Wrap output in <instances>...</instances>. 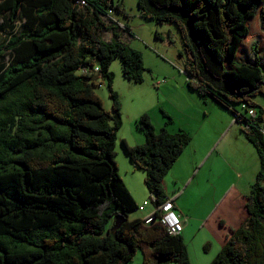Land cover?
<instances>
[{"label": "trees", "instance_id": "16d2710c", "mask_svg": "<svg viewBox=\"0 0 264 264\" xmlns=\"http://www.w3.org/2000/svg\"><path fill=\"white\" fill-rule=\"evenodd\" d=\"M74 1L0 0V19H22L0 45L8 58L0 71V264H125L137 249L141 264H190L180 234L144 220L167 202L163 178L191 137L170 132L171 119L156 130L139 116L144 141L122 145L145 172L153 211L130 218L138 205L115 160L122 120L109 67L119 57L123 76L140 82L142 57L120 38L126 25L102 17L108 8L125 14L121 1ZM137 8L175 25L187 87L232 112L261 159L248 216L209 264H264V108L254 99L264 95V0H137ZM84 65L98 71L83 73ZM100 78L109 110L94 90ZM243 104L254 113L239 111ZM116 215L124 221L113 228Z\"/></svg>", "mask_w": 264, "mask_h": 264}, {"label": "rangeland", "instance_id": "374dc122", "mask_svg": "<svg viewBox=\"0 0 264 264\" xmlns=\"http://www.w3.org/2000/svg\"><path fill=\"white\" fill-rule=\"evenodd\" d=\"M120 1L125 14L115 11L113 13V17L118 20L119 24L126 25V28L119 30L120 38L131 48L140 52L144 66L143 78L140 82L128 80L123 76L119 57L114 58L109 67L113 75L111 86L120 102L122 125L118 130L115 142V160L118 166V173L123 179L126 176L133 178L138 173H145L143 170L131 171L132 162L122 145L123 139L130 145L137 144L141 140L142 142L144 141L143 131L137 126V120L141 114L146 113L149 115L156 130L165 125L168 119L174 120L169 126L174 123L176 125L183 120L184 124H189L188 127L191 133L188 134L190 137L192 139L196 138L195 142H191L190 145H194L193 143H199L202 147L212 145L209 147L210 152L216 147L222 136V131L228 128L225 115H232L235 122L236 120L235 115L227 108L210 97H203L198 92L192 91L187 87L185 82L186 75L183 70L185 57L180 55V52L183 51L182 43L175 25L159 23L154 19L141 17L137 8V0H115V2ZM21 23L22 19L20 18H17L14 23H10L6 17L4 20L0 19V45L6 41L7 36L14 30V27L18 28ZM113 38L112 31L103 32L104 40L112 41ZM7 59V54L0 58V71L6 67ZM99 81L101 82L94 87V90L101 98L103 107L109 110L111 98L108 95L107 81L102 78ZM205 99L209 103L208 105L205 104ZM254 99L264 108V95L257 94ZM235 106L238 107V104H235ZM239 111L246 113L242 108ZM216 126H218L217 129H215ZM223 136L220 143L224 138ZM225 139L231 145H235L233 138L230 136ZM208 140H211V143L205 145ZM238 145L243 144L239 143ZM239 149L242 150L241 148ZM222 152L215 154L221 168L224 165L219 158ZM194 156L195 153L192 152L191 158L193 159ZM202 161L203 157L198 163ZM199 169L192 164L191 169L181 171L183 176H185L184 178H186L185 181L179 184L176 183L181 187L179 199L182 206L190 208L192 214L199 212V207H194L193 204L197 200L199 187H202L205 176H208V170L205 171L204 166L202 168L204 172H201V178L198 182L193 176L196 170L198 171ZM137 179L140 180V177L137 176ZM137 179L133 181L138 182ZM174 193H176L175 196L178 198V190L174 191ZM175 196L169 197L170 200H174ZM145 206L153 208V204L147 197ZM138 213H140L138 210L131 211L129 217L134 218ZM203 241L201 233L196 236L189 233L186 239L185 245L192 264H197L200 257L211 258L215 252L214 250L207 252L203 248ZM141 260V251L137 249L133 258L125 264H141ZM170 264L175 263L172 262Z\"/></svg>", "mask_w": 264, "mask_h": 264}, {"label": "crops", "instance_id": "0c3cea01", "mask_svg": "<svg viewBox=\"0 0 264 264\" xmlns=\"http://www.w3.org/2000/svg\"><path fill=\"white\" fill-rule=\"evenodd\" d=\"M205 104H209L206 99ZM225 117L228 128L222 131L224 138L221 143L222 136L216 147L210 152L209 147L212 145L209 144L211 140L206 141L205 145L209 146L202 147L199 143L190 145L196 139L195 137L193 139L191 138L192 140H190L189 144L178 156L162 181L164 193L167 198H171L172 195L175 196L176 193L174 191L178 190L179 192L178 198L175 196V199H171V201L174 211L183 220V229L180 233L183 242L186 243L189 233H192L193 236L201 233V237L204 239L203 248L207 252L211 250L215 251L211 258L200 257L197 264H209L226 242L227 237L231 235L232 231L244 223L248 216L245 206L247 196L250 194L252 186L256 181L261 164L257 147L246 138L240 129L239 123L234 121L232 115H225ZM173 122L174 120H171L166 125V128L170 132L184 130L191 133L188 127L189 124H184L183 120L176 125L174 123L169 126ZM217 128L218 126L215 127V129ZM228 136L233 138L235 145H231L229 141H226L225 138ZM141 142L142 140L138 141L137 144ZM239 143L243 145H238ZM192 152L195 153L193 159L191 158ZM220 152L222 153L219 158L224 164L222 168L218 158L215 156V154H219ZM202 157L203 161L198 163ZM192 164L200 168L198 171L196 170L193 176L198 182L201 178V172H204L202 168L205 166V171L208 170V176H205L202 187H199L197 200L193 204L194 207H199L197 214H192L190 208L188 209L182 206L179 199L181 187L176 184L185 181L186 178H184L185 176H183L181 171L191 169ZM136 170L141 169L131 167V171L136 172ZM137 176L140 177V180L137 179ZM137 176L133 178L126 176L123 178V181L138 205L135 211H140L134 218H143L151 214L153 208H147V205L145 206V199L146 197L148 198V192L144 184V173H138ZM134 179H137L138 182L133 181ZM189 261L192 264L190 257Z\"/></svg>", "mask_w": 264, "mask_h": 264}, {"label": "built area", "instance_id": "2783aa9c", "mask_svg": "<svg viewBox=\"0 0 264 264\" xmlns=\"http://www.w3.org/2000/svg\"><path fill=\"white\" fill-rule=\"evenodd\" d=\"M86 0H75L74 4L78 8H83L84 5H86ZM113 9L108 8L106 12L103 14V19L107 23H111L112 21L117 22V20L113 17ZM81 71L83 73H96L98 71L97 66L93 67H88L86 65L81 67ZM242 109L245 111L247 114H253V109L252 108H247L245 104L242 105ZM239 116H238V121H239ZM155 221H158L163 228L165 229L166 233L168 235L176 236L181 233L183 229V220L180 218V216L174 211L172 201L168 198L167 202L162 204L160 206V213L157 217L154 216H147L145 217L144 223L145 224H151Z\"/></svg>", "mask_w": 264, "mask_h": 264}, {"label": "water", "instance_id": "95a60500", "mask_svg": "<svg viewBox=\"0 0 264 264\" xmlns=\"http://www.w3.org/2000/svg\"><path fill=\"white\" fill-rule=\"evenodd\" d=\"M124 219L121 215H116L114 218L113 228L119 227L123 223Z\"/></svg>", "mask_w": 264, "mask_h": 264}]
</instances>
